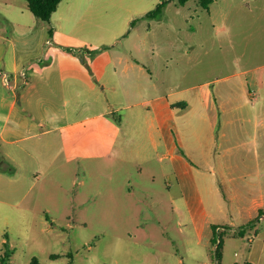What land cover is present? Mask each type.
Listing matches in <instances>:
<instances>
[{
	"label": "rangeland",
	"instance_id": "obj_1",
	"mask_svg": "<svg viewBox=\"0 0 264 264\" xmlns=\"http://www.w3.org/2000/svg\"><path fill=\"white\" fill-rule=\"evenodd\" d=\"M163 1V12L148 16ZM12 10L38 21L27 0H0V12ZM49 25L52 45L89 49L82 57L90 65L32 82L51 94L79 92L71 115L82 121L24 148L0 140V263L7 256L6 264H32L34 257L42 264H233L251 245L264 255V207L253 219L236 217L231 199L221 211L216 189V170L229 190L264 183V113L256 110L263 93L253 83L264 77V0H214L209 8L201 0H64ZM10 30L0 13V41ZM124 55L145 69L126 70ZM53 57L55 48L47 59ZM83 74L93 91L79 85ZM244 82L253 109L219 113L217 133L223 122L227 136L215 154L207 116L177 107L194 159L185 193L179 172L190 169L188 159L175 164L142 100L195 85L234 104L231 88ZM195 174L211 221L220 223L216 231L197 226L203 206Z\"/></svg>",
	"mask_w": 264,
	"mask_h": 264
},
{
	"label": "crops",
	"instance_id": "obj_2",
	"mask_svg": "<svg viewBox=\"0 0 264 264\" xmlns=\"http://www.w3.org/2000/svg\"><path fill=\"white\" fill-rule=\"evenodd\" d=\"M5 5L8 6L9 4L5 3ZM0 13L11 23V30L2 36L3 40L0 41V140L4 144H16L24 148L22 145L23 142L35 139L37 143H40L43 137H47L55 131H61L79 125L82 121L80 118H73L71 115L72 101L75 100V96H80L79 92L77 95L73 94V97L67 96L65 92L63 94L42 92L38 84L32 82V78L37 76L44 77L49 72L57 69L60 71V75L63 74L65 69L71 71L75 69L77 73L83 72L90 63L86 62V59L82 55H91V52L89 49H77L74 45H69L70 48L68 49L64 45H52L53 34L51 33L53 31L49 32L50 25L40 19L38 21H32L30 17L24 18L19 16L14 10L12 12L5 11ZM54 48L57 58L47 59L48 54H51ZM76 55H80L81 60L74 57ZM122 60L125 62L126 70L136 66H139L140 70L145 69L144 66L138 61L133 60L130 56L124 55ZM78 79L79 85L85 91L91 92L94 90V87L88 82L84 74ZM57 80L53 83L55 89V82ZM253 83L258 88L260 86L263 93V100L256 110L259 111L261 107L264 113V77L254 76ZM57 84L62 86V90H65V86L62 85L64 82H58ZM246 85L244 82V85L239 90L235 86H232L231 94H236L239 98V101L234 104L227 103L226 99L228 96L224 94L215 93L213 94L214 98H211L212 90L206 91L195 85L191 86V90H189L190 88L188 89L189 92L187 90H173L165 94H154L149 99L142 100L141 104L148 103L149 109L156 117L161 134L164 137L166 146L169 148L168 151L175 164L178 165L183 160L186 161L188 159L186 162L190 165V169L179 172L181 182L184 183L182 186L185 193H187L186 190L188 187L184 179L190 173L193 174L194 159L190 157L191 152L182 141L178 129L176 122L177 107L184 111L196 109L202 112L205 117L207 116L206 119L209 121L207 132L209 142H211L209 143V151L213 149L215 154L216 146H220L221 138L227 136V133L223 131V122L219 123L220 127H218L217 133L219 113L222 112V115H224L226 112L236 110L237 108L241 110L246 108L253 109L247 100V96H251V94L249 92L247 93ZM72 89L78 91L80 88ZM189 97H192L191 100ZM77 104L79 106L78 102ZM102 114L103 112L100 113V115ZM211 119L213 120L211 121ZM257 142L258 139L255 145H257ZM255 154L258 160L261 159L262 155H260L259 150ZM216 173L218 175L216 182L220 184L219 187L216 186V189L220 193V199L224 202V205L223 203L220 204L221 211H226L225 202L231 199L228 203L229 208L236 211V217L241 216L247 220L253 219L257 215L258 210L264 207V183L256 182L258 185L256 187L253 181L249 180L250 182L247 181L245 185V187L248 185L245 191L240 189L229 190L223 187L224 182H222V178H220L217 170ZM263 174L264 171L262 172V176ZM232 178L230 177V179ZM195 180L196 182L194 181V183L196 186L194 188L199 191L200 204L203 206L201 209V219L196 221L197 226L204 228L206 225L212 228V225H218L220 223L211 221L209 211L204 202V196L202 195L204 190L201 184L199 185L200 182L196 174ZM227 194L231 195V197L229 198ZM191 209H193L192 206ZM231 217L233 219L230 218L231 223H237L238 218H235L233 214H231ZM212 232L214 233L213 230ZM252 240H255L253 236L250 237V241ZM245 261L264 264V255L257 253L256 250L254 252L251 245L242 263Z\"/></svg>",
	"mask_w": 264,
	"mask_h": 264
},
{
	"label": "trees",
	"instance_id": "obj_3",
	"mask_svg": "<svg viewBox=\"0 0 264 264\" xmlns=\"http://www.w3.org/2000/svg\"><path fill=\"white\" fill-rule=\"evenodd\" d=\"M28 1V5L29 8L31 9V11L36 15V17L38 19H40L41 21H43L46 24H50L51 23V19H52V15L53 13L58 9L60 3L62 2V0H27ZM179 2V4L184 5L186 4L189 0H176ZM214 0H201L202 5L205 8H209L210 4L213 3ZM166 1L161 2L158 7L151 11L148 16H158L160 15L165 7ZM49 32H52V28H49ZM212 228L214 231L217 230L218 225H212ZM222 243V242H220ZM220 246V245H219ZM219 249V247H218ZM219 253V251H218ZM7 256L3 257V260L0 264H6V259ZM32 264H42L37 257H34L32 259ZM70 264H74V262L72 261ZM234 264H258V263H254L252 261H245V262H235Z\"/></svg>",
	"mask_w": 264,
	"mask_h": 264
},
{
	"label": "bare ground",
	"instance_id": "obj_4",
	"mask_svg": "<svg viewBox=\"0 0 264 264\" xmlns=\"http://www.w3.org/2000/svg\"><path fill=\"white\" fill-rule=\"evenodd\" d=\"M204 226V225H203Z\"/></svg>",
	"mask_w": 264,
	"mask_h": 264
}]
</instances>
